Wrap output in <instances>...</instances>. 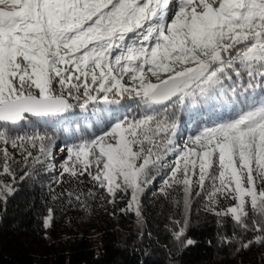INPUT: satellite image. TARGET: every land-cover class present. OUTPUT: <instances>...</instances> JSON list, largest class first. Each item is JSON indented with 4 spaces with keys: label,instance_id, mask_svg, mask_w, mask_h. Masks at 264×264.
Here are the masks:
<instances>
[{
    "label": "snow or ice",
    "instance_id": "snow-or-ice-1",
    "mask_svg": "<svg viewBox=\"0 0 264 264\" xmlns=\"http://www.w3.org/2000/svg\"><path fill=\"white\" fill-rule=\"evenodd\" d=\"M0 5L8 9H0V177L10 178L0 179V201L19 190L17 166L25 172L19 182L37 167H58L53 183L74 185L67 205L88 207L78 192L86 175L89 197L103 189L113 206L127 198L120 211L134 212L142 225L141 198L159 177L153 194L181 210L182 220H173L179 248L198 243L187 236L197 198L216 218L218 243L235 244V251L264 245V0ZM125 99L137 102L138 115L60 148L63 160L53 155V137L36 127L55 129L76 108ZM198 104L231 114L179 142L181 114ZM29 125L32 131H20ZM60 195L53 190L51 199ZM52 222L49 207L43 227Z\"/></svg>",
    "mask_w": 264,
    "mask_h": 264
},
{
    "label": "trees",
    "instance_id": "trees-1",
    "mask_svg": "<svg viewBox=\"0 0 264 264\" xmlns=\"http://www.w3.org/2000/svg\"><path fill=\"white\" fill-rule=\"evenodd\" d=\"M228 100H231L229 95ZM139 114L137 102L125 99L120 105H90L87 111L79 108L61 118L53 129L50 125L37 124L55 140L54 148L59 151L72 143H80L101 134L114 119ZM231 113L209 110L198 104L187 106L181 114V125L185 124L179 142L193 135L205 124L227 118ZM99 117H105L100 122ZM65 120L60 123L61 120ZM33 126H24L23 131H32ZM9 151L16 160L21 157L15 150ZM60 152V151H59ZM66 151L59 156L63 160ZM57 161V164L59 163ZM18 191L7 203L0 201V264H264V245H251L247 250L235 251L236 245L218 243L216 218L202 211V198L192 206L190 227L187 236L198 241L190 248L181 249L173 238L178 230L173 220H182L181 210L170 201L154 195L159 177L147 188L141 198L143 224L137 222L134 212L120 211L126 206L127 198L113 206L103 189L93 199L88 196L92 184L87 182L78 190L87 202L84 208L77 204L67 205L66 190L72 184L53 183L59 169L48 173L37 167L23 182L19 177L25 172L16 167ZM5 181L10 178L0 177ZM60 193L58 201L51 196ZM103 196V199L100 198ZM63 207H61V203ZM53 208V222L49 230L43 227L48 208ZM232 222H227V233L232 234ZM47 234L49 236L47 237ZM249 232L244 239H251Z\"/></svg>",
    "mask_w": 264,
    "mask_h": 264
},
{
    "label": "rangeland",
    "instance_id": "rangeland-1",
    "mask_svg": "<svg viewBox=\"0 0 264 264\" xmlns=\"http://www.w3.org/2000/svg\"><path fill=\"white\" fill-rule=\"evenodd\" d=\"M0 9H2V10H8L7 8H6V6L5 5H0ZM18 10V9H17ZM198 11H202V9H197ZM65 120L63 119V120H61L60 121V123H62V122H64ZM184 131H186V126H185V124L183 125H181L180 126V128H179V130H178V138L180 139L181 138V136L183 135V132ZM62 153L63 152H59V151H57V149H55V151H53V155H54V157H59L60 155H62ZM47 230H49V228H47ZM49 236V234H47V237Z\"/></svg>",
    "mask_w": 264,
    "mask_h": 264
}]
</instances>
